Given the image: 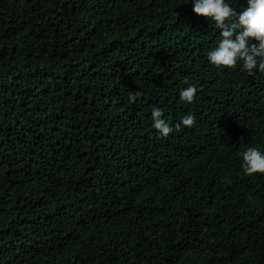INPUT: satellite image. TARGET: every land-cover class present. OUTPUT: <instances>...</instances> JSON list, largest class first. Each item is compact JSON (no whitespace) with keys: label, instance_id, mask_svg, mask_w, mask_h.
I'll return each mask as SVG.
<instances>
[{"label":"trees","instance_id":"1","mask_svg":"<svg viewBox=\"0 0 264 264\" xmlns=\"http://www.w3.org/2000/svg\"><path fill=\"white\" fill-rule=\"evenodd\" d=\"M192 8L0 0V264H264V58L211 64Z\"/></svg>","mask_w":264,"mask_h":264},{"label":"clouds","instance_id":"2","mask_svg":"<svg viewBox=\"0 0 264 264\" xmlns=\"http://www.w3.org/2000/svg\"><path fill=\"white\" fill-rule=\"evenodd\" d=\"M191 3L196 15L211 18L220 29L221 39L208 53L210 63L217 67H234L237 60H242L243 67L251 74L257 67V57L264 58V0H247L246 7L240 12L225 0H191ZM253 39L258 43L250 44ZM259 71L264 73V59L259 60ZM196 92L195 86H189L180 92V98L191 103ZM136 95H131L130 100L134 101ZM162 114V109L152 110L153 127L162 137H167L173 128L161 119ZM194 120L193 115H186L181 124L191 127ZM175 127L178 130L180 124ZM241 157V167L246 175L264 174V153L258 148L248 147Z\"/></svg>","mask_w":264,"mask_h":264}]
</instances>
